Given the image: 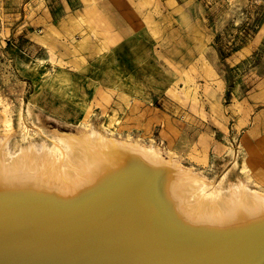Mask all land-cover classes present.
Here are the masks:
<instances>
[{"label":"rangeland","instance_id":"rangeland-1","mask_svg":"<svg viewBox=\"0 0 264 264\" xmlns=\"http://www.w3.org/2000/svg\"><path fill=\"white\" fill-rule=\"evenodd\" d=\"M0 119L103 124L264 190V0H0Z\"/></svg>","mask_w":264,"mask_h":264},{"label":"bare ground","instance_id":"bare-ground-1","mask_svg":"<svg viewBox=\"0 0 264 264\" xmlns=\"http://www.w3.org/2000/svg\"><path fill=\"white\" fill-rule=\"evenodd\" d=\"M159 141L88 121L0 133V264H264V190Z\"/></svg>","mask_w":264,"mask_h":264}]
</instances>
